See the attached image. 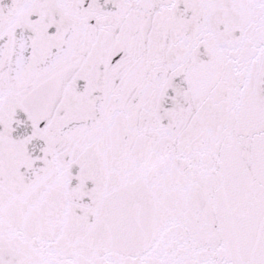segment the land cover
Wrapping results in <instances>:
<instances>
[{
	"label": "snow or ice",
	"instance_id": "obj_1",
	"mask_svg": "<svg viewBox=\"0 0 264 264\" xmlns=\"http://www.w3.org/2000/svg\"><path fill=\"white\" fill-rule=\"evenodd\" d=\"M0 264H264V0H0Z\"/></svg>",
	"mask_w": 264,
	"mask_h": 264
}]
</instances>
